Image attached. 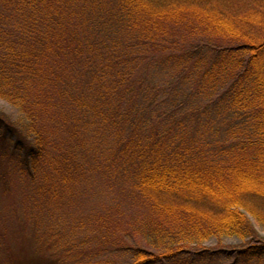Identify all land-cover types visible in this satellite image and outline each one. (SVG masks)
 I'll list each match as a JSON object with an SVG mask.
<instances>
[{
    "label": "trees",
    "instance_id": "trees-1",
    "mask_svg": "<svg viewBox=\"0 0 264 264\" xmlns=\"http://www.w3.org/2000/svg\"><path fill=\"white\" fill-rule=\"evenodd\" d=\"M0 98V264H264V0H0ZM92 146L128 213L68 219Z\"/></svg>",
    "mask_w": 264,
    "mask_h": 264
},
{
    "label": "rangeland",
    "instance_id": "rangeland-1",
    "mask_svg": "<svg viewBox=\"0 0 264 264\" xmlns=\"http://www.w3.org/2000/svg\"><path fill=\"white\" fill-rule=\"evenodd\" d=\"M0 108H4L7 112L11 113L14 116H18L17 111L12 108L6 101H4L2 98H0ZM113 147H115V144H112ZM97 147L92 146L90 149L89 156L85 157L84 155L80 154V161L81 166L85 169V175H87L86 181L83 185L80 192H82V196L87 199L91 198V201L93 204H89L86 202L85 204H79L80 210H75L74 208L71 209V207L65 211L66 215L70 214L68 219L76 218V215H84L82 212H97L98 214H101V208L104 212H110V213H116L121 212L122 214H127V210H116L118 200L119 198L118 192L120 193L123 188L128 190L129 186V180L127 176H125V180L121 179V176L119 174V165L114 164L112 165V159L114 155V151H110L109 147H104L100 151L96 152ZM76 155L79 156V145L75 148ZM79 192V196H80ZM20 197V196H19ZM7 201L2 199L0 197V219L1 217H11L12 219H8V223H12L13 225H16L19 223V221L15 218V216H11L12 210L16 209L18 210L23 218H25L24 210L26 209V204H13V202L17 201V198L13 197L11 199L10 197L6 198ZM19 199V198H18ZM19 201V200H18ZM128 203L125 204V208H127ZM11 211V213H10ZM28 211V210H27ZM137 212H132V214ZM97 214V215H98ZM3 215V216H2ZM122 215L121 217H123ZM16 220V222L14 220ZM126 223V219L122 220ZM89 224V221H87ZM93 222V221H92ZM33 223V222H32ZM1 224V223H0ZM29 225V224H28ZM27 225V226H28ZM15 227V226H13ZM28 229L27 227H25ZM29 230V229H28ZM259 232L262 236H264V229L258 227ZM17 229L12 228L10 233V239L8 240L11 244L12 248L14 250H17L16 252L24 254H28L30 259H34V257H45L47 249L43 252L40 245L36 243V241L28 236V234H19L16 233ZM30 231V230H29ZM79 236H84L85 229H81V227L78 229ZM22 235H26L22 236ZM31 235V234H29ZM33 237V236H32ZM67 243H72L71 241L65 240ZM64 246H66L65 242H61ZM224 243L227 246H234L239 245L240 241L237 238H225ZM206 245L208 246H216V240L209 241ZM1 247V246H0ZM35 253V255H34ZM38 254V255H37ZM20 256V255H19ZM83 254H79V259L81 260ZM71 259L75 257V254L73 256H70ZM1 258L3 260H6L8 256L5 254L1 255ZM83 259H88V256H84Z\"/></svg>",
    "mask_w": 264,
    "mask_h": 264
}]
</instances>
